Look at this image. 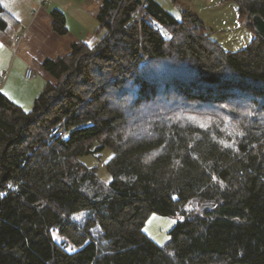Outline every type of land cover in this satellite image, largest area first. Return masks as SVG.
Masks as SVG:
<instances>
[{"label": "trees", "instance_id": "1", "mask_svg": "<svg viewBox=\"0 0 264 264\" xmlns=\"http://www.w3.org/2000/svg\"><path fill=\"white\" fill-rule=\"evenodd\" d=\"M236 1L254 29L264 0ZM97 19L98 41L43 62L55 81L30 111L0 90V264H264L263 38L226 50L155 0H103ZM106 147L108 183L81 159ZM152 213L184 215L163 245Z\"/></svg>", "mask_w": 264, "mask_h": 264}, {"label": "crops", "instance_id": "2", "mask_svg": "<svg viewBox=\"0 0 264 264\" xmlns=\"http://www.w3.org/2000/svg\"><path fill=\"white\" fill-rule=\"evenodd\" d=\"M102 2L51 0L50 8H44L40 0H0V18L5 25L0 32V80L4 77L0 90L26 108L24 97L15 94L37 96L46 82L55 81L44 70L43 62L65 55L74 42L92 40ZM55 9L64 14L66 34L61 35L53 28ZM28 67L33 68L31 77L26 76Z\"/></svg>", "mask_w": 264, "mask_h": 264}, {"label": "rangeland", "instance_id": "3", "mask_svg": "<svg viewBox=\"0 0 264 264\" xmlns=\"http://www.w3.org/2000/svg\"><path fill=\"white\" fill-rule=\"evenodd\" d=\"M51 1V0H50ZM49 1V2H50ZM167 12L172 14L176 19L182 18V13L185 10H190L195 13L208 27L210 35L216 41L221 43L226 50L235 51L247 46L255 36V29L249 27L245 20L239 17V5L236 0H155ZM42 6L50 8V3ZM159 27L165 37H170L169 29L162 24ZM94 32V31H93ZM100 39L97 34L93 35L92 42ZM4 80V77L1 78ZM19 85V84H18ZM23 87V84L20 85ZM18 97H24L26 111H30L37 96H29L26 94H15ZM35 97V98H34ZM113 151L106 147L99 154L82 155L81 159L90 167H96L98 174L105 181L109 182L112 179V174L108 170L106 163L112 157ZM193 209L192 204L188 205L186 211L190 214ZM87 214L82 212L74 215V219L78 222H83ZM184 215L176 217L152 213L144 226L145 232L153 238L157 243L163 245L170 238V231L175 226L178 219H183ZM58 240L60 236L55 235Z\"/></svg>", "mask_w": 264, "mask_h": 264}, {"label": "water", "instance_id": "4", "mask_svg": "<svg viewBox=\"0 0 264 264\" xmlns=\"http://www.w3.org/2000/svg\"><path fill=\"white\" fill-rule=\"evenodd\" d=\"M252 24L253 27L258 35H260L263 40H264V16H262L260 13H254L252 15ZM197 205V203H195ZM215 206V203L212 202H205L202 203L200 208L201 210L206 209V208H212ZM235 264H243V263H235Z\"/></svg>", "mask_w": 264, "mask_h": 264}, {"label": "built area", "instance_id": "5", "mask_svg": "<svg viewBox=\"0 0 264 264\" xmlns=\"http://www.w3.org/2000/svg\"><path fill=\"white\" fill-rule=\"evenodd\" d=\"M40 1H41V5H43V4L48 3L50 0H40ZM20 38H21V36H18V37L16 38V40L19 41ZM142 63H143V64H147V63H148V57H147V56L144 57V59L142 60ZM32 74H33V68H32V67H28V68H27V71H26V76H27V77H31ZM2 83H3V81L0 80V85H1ZM63 133H64L63 126H62L61 124L56 125V127L54 128V134L62 135ZM21 182H22V180H21L20 182H19V181H11V182L9 183V187H8L7 190L18 187V185H19Z\"/></svg>", "mask_w": 264, "mask_h": 264}, {"label": "snow or ice", "instance_id": "6", "mask_svg": "<svg viewBox=\"0 0 264 264\" xmlns=\"http://www.w3.org/2000/svg\"><path fill=\"white\" fill-rule=\"evenodd\" d=\"M17 19H19V17H17ZM91 46V45H90ZM241 135H242V133H241Z\"/></svg>", "mask_w": 264, "mask_h": 264}]
</instances>
